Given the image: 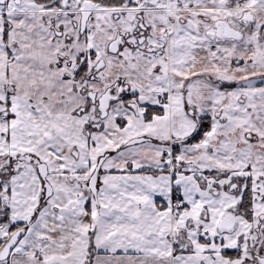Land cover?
<instances>
[{
	"label": "snow or ice",
	"instance_id": "obj_1",
	"mask_svg": "<svg viewBox=\"0 0 264 264\" xmlns=\"http://www.w3.org/2000/svg\"><path fill=\"white\" fill-rule=\"evenodd\" d=\"M0 264H264V0H0Z\"/></svg>",
	"mask_w": 264,
	"mask_h": 264
}]
</instances>
